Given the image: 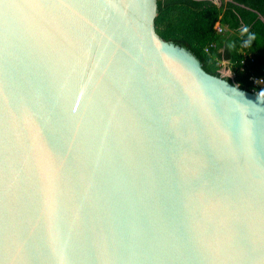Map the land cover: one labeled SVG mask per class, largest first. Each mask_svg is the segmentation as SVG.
Segmentation results:
<instances>
[{
    "label": "water",
    "instance_id": "water-1",
    "mask_svg": "<svg viewBox=\"0 0 264 264\" xmlns=\"http://www.w3.org/2000/svg\"><path fill=\"white\" fill-rule=\"evenodd\" d=\"M158 12L0 0V264H264V95Z\"/></svg>",
    "mask_w": 264,
    "mask_h": 264
},
{
    "label": "trees",
    "instance_id": "trees-1",
    "mask_svg": "<svg viewBox=\"0 0 264 264\" xmlns=\"http://www.w3.org/2000/svg\"><path fill=\"white\" fill-rule=\"evenodd\" d=\"M219 2L159 0L158 32L196 50L212 74L218 75L226 61L233 73L226 79L253 90L249 74L264 79V0ZM259 92L264 95V86Z\"/></svg>",
    "mask_w": 264,
    "mask_h": 264
},
{
    "label": "built area",
    "instance_id": "built-area-1",
    "mask_svg": "<svg viewBox=\"0 0 264 264\" xmlns=\"http://www.w3.org/2000/svg\"><path fill=\"white\" fill-rule=\"evenodd\" d=\"M216 30L218 32H222L221 28L218 27V25L216 26ZM208 47L205 48V50H207ZM224 61L220 62L221 63ZM249 81L252 83L253 86V90L259 92V90L264 86V79L262 76L256 75L254 73H250L248 76Z\"/></svg>",
    "mask_w": 264,
    "mask_h": 264
},
{
    "label": "rangeland",
    "instance_id": "rangeland-1",
    "mask_svg": "<svg viewBox=\"0 0 264 264\" xmlns=\"http://www.w3.org/2000/svg\"><path fill=\"white\" fill-rule=\"evenodd\" d=\"M214 2L220 4L219 0H214ZM220 73L225 77H233L232 68L228 66L226 61L221 63Z\"/></svg>",
    "mask_w": 264,
    "mask_h": 264
},
{
    "label": "crops",
    "instance_id": "crops-1",
    "mask_svg": "<svg viewBox=\"0 0 264 264\" xmlns=\"http://www.w3.org/2000/svg\"><path fill=\"white\" fill-rule=\"evenodd\" d=\"M230 71V70H229Z\"/></svg>",
    "mask_w": 264,
    "mask_h": 264
}]
</instances>
